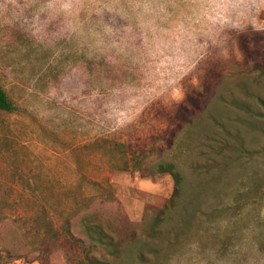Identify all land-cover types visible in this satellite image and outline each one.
<instances>
[{
  "label": "rangeland",
  "instance_id": "1",
  "mask_svg": "<svg viewBox=\"0 0 264 264\" xmlns=\"http://www.w3.org/2000/svg\"><path fill=\"white\" fill-rule=\"evenodd\" d=\"M256 67L264 0H0V86L16 107L0 113V264H40L42 213L77 235L93 214L127 238L173 194L146 172L159 163L180 172L184 211L155 240L100 247L97 264H264ZM8 248L22 258L3 263Z\"/></svg>",
  "mask_w": 264,
  "mask_h": 264
},
{
  "label": "trees",
  "instance_id": "2",
  "mask_svg": "<svg viewBox=\"0 0 264 264\" xmlns=\"http://www.w3.org/2000/svg\"><path fill=\"white\" fill-rule=\"evenodd\" d=\"M258 71H262L263 68L256 67ZM16 111V107L13 101L8 97L6 92L0 86V113L12 114ZM104 145L108 146V142L103 141ZM113 146V147H111ZM109 145L111 151L123 153L126 146L122 145ZM132 161H134V169L136 171H143L140 162L136 161L139 155L132 152ZM125 171L130 170L128 164L125 163ZM146 172L150 176L167 175L169 176L174 185L172 196L165 202V204L158 210L147 211L143 217V220L138 224L136 230H133L127 238L116 237V240L106 234L102 229V223L93 221V214H89L84 219L90 222L87 225H79L78 235L74 234L71 230V225L65 223L61 228H57L52 219L46 214L42 213L37 219L38 225L41 227L42 237L40 239V246L37 248V260L40 264H48L49 257L55 252H61L64 255L67 264H97L93 253L101 248H112L114 251H120L122 246L132 243L140 236L149 240H155L160 237L161 230L167 224L169 218L173 213L180 212L181 199L183 194V179L180 172L176 169L172 163H159L150 166L146 169ZM4 202L0 201V205ZM183 209V208H182ZM184 211V209H183ZM2 211L0 209V223L3 220ZM94 224H91L93 223ZM84 223V222H81ZM114 230L112 233L117 234ZM22 256L8 248L3 258V263L9 261H16L21 259Z\"/></svg>",
  "mask_w": 264,
  "mask_h": 264
}]
</instances>
